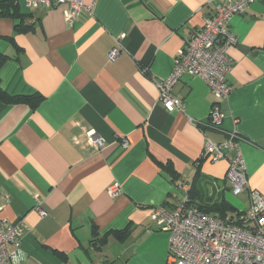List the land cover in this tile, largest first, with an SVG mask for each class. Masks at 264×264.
<instances>
[{"label": "crops", "instance_id": "0c3cea01", "mask_svg": "<svg viewBox=\"0 0 264 264\" xmlns=\"http://www.w3.org/2000/svg\"><path fill=\"white\" fill-rule=\"evenodd\" d=\"M11 1L19 18L0 17L1 88L43 97L36 109L0 102V219L26 226L13 264H170V234L153 213L173 211L188 194L200 159L208 197L241 212L254 192L264 194V0L231 20L232 92L218 128L201 78L176 84L183 108L173 112L158 85L204 19L230 0H85L90 12L71 25L64 7ZM116 40L121 54L110 62ZM90 131L104 148L89 143ZM234 135L249 186L237 196L226 179L233 154L217 164L204 156L208 141Z\"/></svg>", "mask_w": 264, "mask_h": 264}, {"label": "built area", "instance_id": "2783aa9c", "mask_svg": "<svg viewBox=\"0 0 264 264\" xmlns=\"http://www.w3.org/2000/svg\"><path fill=\"white\" fill-rule=\"evenodd\" d=\"M251 2L230 0L218 6L179 51L171 74L158 85V100L168 112L182 110V100L176 98L172 91L188 74L201 78L207 84L215 98L209 121L214 127L221 126L225 117L221 102L232 92L227 79L232 69L227 51L237 44L230 23L234 16L244 14ZM24 3L31 10L64 7V19L70 25L82 12H90L91 9L85 0H24ZM120 54L121 46L116 40L108 60L113 62ZM88 137L89 143L97 149L105 147L104 140L95 132H88ZM123 145L128 146L127 140ZM226 152L233 154L226 179L232 193L237 196L249 186L235 135L223 144L208 141L204 156H210L211 162L217 164L225 158ZM181 189L187 192L185 186ZM118 192V187L110 189L113 195ZM41 214L45 216V213ZM152 218L160 230L170 234V264H264V194L257 191L245 211L225 216L208 214L192 206L188 194H183L173 211L156 208ZM25 230L23 222L11 225L0 219V264L14 263ZM10 245L14 247L12 251L8 249Z\"/></svg>", "mask_w": 264, "mask_h": 264}, {"label": "trees", "instance_id": "16d2710c", "mask_svg": "<svg viewBox=\"0 0 264 264\" xmlns=\"http://www.w3.org/2000/svg\"><path fill=\"white\" fill-rule=\"evenodd\" d=\"M13 17L19 18L18 14V4L14 1L2 2L0 3V17ZM19 27V25H17ZM7 61V57L5 55L0 54V70L4 63ZM43 101V97L40 94H34L31 96L27 95H10L5 92L1 88L0 82V102L7 104V105H18V104H25L31 107V109H36L41 102ZM202 159L196 162L197 165V172L195 176V180L191 185L188 196L190 200V204L195 208L199 209L202 212L208 214H218L221 216H225L227 214H233L237 211L233 208L229 207L228 204L223 199H216L210 198L206 195V183H204L207 179L201 174L200 172V164ZM167 168L171 171L172 166L168 165ZM125 232L118 233L119 235H123ZM104 243L107 242V239L104 238L102 240Z\"/></svg>", "mask_w": 264, "mask_h": 264}, {"label": "rangeland", "instance_id": "374dc122", "mask_svg": "<svg viewBox=\"0 0 264 264\" xmlns=\"http://www.w3.org/2000/svg\"><path fill=\"white\" fill-rule=\"evenodd\" d=\"M113 251H114V250H113ZM113 251H112V252H113Z\"/></svg>", "mask_w": 264, "mask_h": 264}]
</instances>
